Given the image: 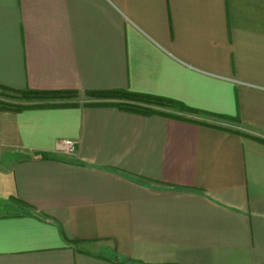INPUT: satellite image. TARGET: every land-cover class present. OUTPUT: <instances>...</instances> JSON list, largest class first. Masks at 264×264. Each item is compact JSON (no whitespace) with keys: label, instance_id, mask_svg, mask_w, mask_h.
<instances>
[{"label":"crops","instance_id":"0c3cea01","mask_svg":"<svg viewBox=\"0 0 264 264\" xmlns=\"http://www.w3.org/2000/svg\"><path fill=\"white\" fill-rule=\"evenodd\" d=\"M0 87L240 120L0 110V264H264V0H0Z\"/></svg>","mask_w":264,"mask_h":264},{"label":"trees","instance_id":"16d2710c","mask_svg":"<svg viewBox=\"0 0 264 264\" xmlns=\"http://www.w3.org/2000/svg\"><path fill=\"white\" fill-rule=\"evenodd\" d=\"M17 93L20 95L21 99L24 100V102L14 104L3 103L0 104V110L21 111L28 108L77 106L80 104L77 102V100H73L78 98L80 93L73 90L38 91L26 89L19 90ZM85 94L91 98V100L83 103L86 106H115L121 110L142 115H162L182 120H190L196 123L211 126L217 125H212L205 121L191 120L186 118L185 113L200 114L202 116H213L226 121H240L238 117L206 114L173 99L133 92L130 90H94L85 92ZM236 132L245 135L243 132ZM44 157H48V155H44ZM115 261L120 264H143L131 259H122L118 255L115 257Z\"/></svg>","mask_w":264,"mask_h":264},{"label":"rangeland","instance_id":"374dc122","mask_svg":"<svg viewBox=\"0 0 264 264\" xmlns=\"http://www.w3.org/2000/svg\"><path fill=\"white\" fill-rule=\"evenodd\" d=\"M73 100H78L84 103L88 100H91V98L87 96L85 93H82L79 95L78 98H75ZM21 102H24V100L21 99L20 95L17 92L0 87V104L3 103L14 104ZM230 122L234 123L236 121H230Z\"/></svg>","mask_w":264,"mask_h":264},{"label":"built area","instance_id":"2783aa9c","mask_svg":"<svg viewBox=\"0 0 264 264\" xmlns=\"http://www.w3.org/2000/svg\"><path fill=\"white\" fill-rule=\"evenodd\" d=\"M77 142L71 139H65L59 142L60 150L64 153H73L76 149Z\"/></svg>","mask_w":264,"mask_h":264}]
</instances>
